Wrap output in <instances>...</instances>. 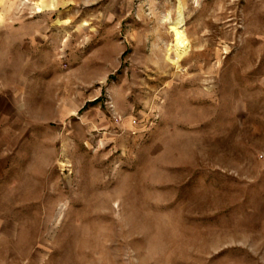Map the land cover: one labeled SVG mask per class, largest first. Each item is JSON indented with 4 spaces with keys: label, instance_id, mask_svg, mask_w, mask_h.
Returning <instances> with one entry per match:
<instances>
[{
    "label": "rangeland",
    "instance_id": "rangeland-1",
    "mask_svg": "<svg viewBox=\"0 0 264 264\" xmlns=\"http://www.w3.org/2000/svg\"><path fill=\"white\" fill-rule=\"evenodd\" d=\"M4 72L14 264H264V0H0Z\"/></svg>",
    "mask_w": 264,
    "mask_h": 264
},
{
    "label": "crops",
    "instance_id": "crops-1",
    "mask_svg": "<svg viewBox=\"0 0 264 264\" xmlns=\"http://www.w3.org/2000/svg\"><path fill=\"white\" fill-rule=\"evenodd\" d=\"M31 49L33 50L34 47ZM32 50L29 49V53ZM4 53L2 55L3 62L7 58L5 51ZM0 75V80L8 79L7 72ZM13 78L20 80V82L10 83L13 86V91H19L23 83L28 87L35 85V81L31 77L14 76ZM7 86L9 84L5 82V87ZM24 95L21 105V99L18 98V95L12 94L9 97L5 91L3 93L0 89V264H14L15 255L28 258L30 254L28 245H26L25 250L21 249L15 252V240L20 238L19 224L24 221L22 209L29 205V201L23 198L18 199V202L15 203V192L20 189L18 186L19 171H22L24 162L28 160L26 155L27 150L31 147L30 143L39 141V138L37 135L22 136L21 131L7 134L6 127L20 126L22 120L20 118L6 119L2 117V115L7 114L6 111L16 112L18 109H29L32 106L30 105L31 102H37L30 94ZM53 95L48 94L45 102L50 104L52 108L61 110L60 103H57L58 105L55 107L56 102ZM15 206L19 208L17 214H15Z\"/></svg>",
    "mask_w": 264,
    "mask_h": 264
},
{
    "label": "bare ground",
    "instance_id": "bare-ground-1",
    "mask_svg": "<svg viewBox=\"0 0 264 264\" xmlns=\"http://www.w3.org/2000/svg\"><path fill=\"white\" fill-rule=\"evenodd\" d=\"M181 11L179 12V17L171 22V32L174 35V43L177 49V55H176V59L171 60L172 63L177 64L178 60L180 59V57L187 52L188 48H189V43H188V38L185 34V30L183 28V18L181 15Z\"/></svg>",
    "mask_w": 264,
    "mask_h": 264
},
{
    "label": "built area",
    "instance_id": "built-area-1",
    "mask_svg": "<svg viewBox=\"0 0 264 264\" xmlns=\"http://www.w3.org/2000/svg\"><path fill=\"white\" fill-rule=\"evenodd\" d=\"M118 119H119V117H118Z\"/></svg>",
    "mask_w": 264,
    "mask_h": 264
}]
</instances>
